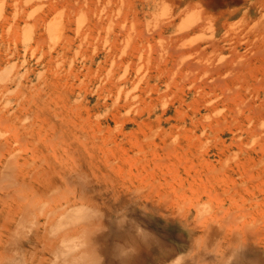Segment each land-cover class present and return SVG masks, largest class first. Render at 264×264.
<instances>
[{"label": "rangeland", "instance_id": "1", "mask_svg": "<svg viewBox=\"0 0 264 264\" xmlns=\"http://www.w3.org/2000/svg\"><path fill=\"white\" fill-rule=\"evenodd\" d=\"M171 1L0 0V111L10 116L0 118V163L63 162L64 184V173L93 161L99 167L83 171L106 175L98 186L111 206L164 202L174 213L188 209L191 221L237 215L259 237L264 16L242 21L243 0L211 6V18L194 7L200 0L178 9ZM226 7L238 9L227 33L218 16ZM64 186L58 204L80 188ZM156 236L160 243H144L149 255L141 244L142 257L181 244L175 233ZM257 246L264 251V241Z\"/></svg>", "mask_w": 264, "mask_h": 264}, {"label": "bare ground", "instance_id": "2", "mask_svg": "<svg viewBox=\"0 0 264 264\" xmlns=\"http://www.w3.org/2000/svg\"><path fill=\"white\" fill-rule=\"evenodd\" d=\"M172 1L175 4L176 1ZM178 1L177 9L180 8L182 0ZM232 1L237 0H200L194 7L201 8L200 14L204 13L211 18L210 16L214 15L211 6H218L220 3L225 5ZM243 4H248V8L243 12L242 21L252 17L253 13L264 16L263 0H243ZM189 5H194L193 1L189 2ZM237 11V8L226 7L220 14L219 11L214 12L215 15H220L219 19H223L220 25L225 33L231 29L233 24H230L229 20ZM210 22L213 24V21ZM173 23L165 21L163 27L171 28ZM200 25L191 26L190 29H197ZM1 111V119L10 118L9 115L3 114V110ZM8 142L5 140L3 144L7 145ZM7 157H11V154ZM62 165L63 162L53 164L47 159L29 164L11 163L10 158L1 161L0 264H42V260L45 259L48 261L47 264H148L144 258L153 259L157 255L142 257L139 249L141 244L143 247L146 246L144 243L151 244L152 241L160 243L156 236L158 233L164 236H172V233H175L177 241L181 244L160 247L156 264H264L263 248L257 246L258 242L264 241V235L259 233V237L253 238L250 222L243 219L247 215L243 217L241 211L239 215L243 221L238 218L235 211H232L233 209L230 208L229 211L226 209L227 212L231 211L227 213L229 217L232 216V212L236 217L232 216L233 219L225 223L215 221L212 216L211 220H206V214L205 221H202L204 212L199 211L202 217H195L202 219L198 220V223L196 218V221L189 219L191 214L188 209L185 211L182 208L174 213L166 205L162 206L164 202L157 205V201H153L154 203L150 201L147 205L138 206L132 201L121 199L123 205L111 206L107 198L101 195L98 186L102 183L98 177L104 178L106 175L91 174L88 177L83 171L94 166L99 167L95 162L86 164L82 162L79 167L83 170L79 168L64 173L62 178L67 182L64 184L56 177L63 168ZM73 178L83 179L84 182L76 184ZM65 184H71L72 187L80 185V188L70 192L69 195L72 196L69 198L67 195L65 201H58V204L56 198L62 196L63 189L67 190ZM130 193L128 192L129 197L132 195ZM144 199L146 201L148 198ZM151 199L150 197L147 201ZM128 203L134 205H124ZM34 210L39 216L36 218L34 215L33 218L27 219ZM224 211L222 210V214L226 212ZM15 213L17 218H14ZM225 215L226 213L223 216ZM238 220L242 222L239 221V224ZM147 223H152L154 227H147ZM117 241L118 245L115 244ZM185 243L188 245L186 255L179 254L185 250ZM145 249L149 255L151 249L148 246ZM171 258L173 260L167 262Z\"/></svg>", "mask_w": 264, "mask_h": 264}]
</instances>
